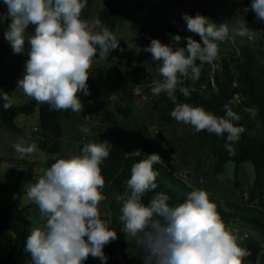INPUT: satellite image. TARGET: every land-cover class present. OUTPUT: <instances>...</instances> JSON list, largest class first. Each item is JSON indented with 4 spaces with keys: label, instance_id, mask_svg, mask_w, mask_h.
Masks as SVG:
<instances>
[{
    "label": "clouds",
    "instance_id": "obj_1",
    "mask_svg": "<svg viewBox=\"0 0 264 264\" xmlns=\"http://www.w3.org/2000/svg\"><path fill=\"white\" fill-rule=\"evenodd\" d=\"M3 2L11 17L5 39L16 54L25 51L26 42L28 46L25 72L17 87L35 102L49 105L50 110L81 112L84 105L79 93L89 95L87 81L95 58L118 49L117 37L100 20L81 18L88 0ZM251 9L257 20L264 21V0H252ZM6 18L0 16V22ZM183 19L187 30L199 35L201 41L189 36L186 47H182L181 37L175 35L173 47L159 39L151 40L143 51L151 53L152 62H158L157 72L162 77L152 80L151 93H166L175 105L171 117L197 133L226 134L224 147L234 155V145L246 129L233 123L240 117L229 104L224 105V116H217L202 106L178 102L175 93L178 89L187 100L194 89L178 88L183 83L181 78L195 82L203 64L215 66L220 43L237 37L252 40L256 31L242 16L220 24L200 14H184ZM29 26H34V32L27 35ZM145 66L148 68L147 63ZM2 99L4 110L13 106L8 93H3ZM81 131L91 134L83 125ZM13 147L21 159L36 149L35 144L24 146L23 141ZM110 147L107 141L88 142L79 155L53 157L55 162L43 175L25 186L27 198L38 205L44 220L42 227H33L26 237L24 251L30 255L31 264H83L89 256L107 264L103 248L117 239V233L101 218L99 205L106 199L101 165L109 157ZM157 163H161L158 153L134 163L124 192L114 197L120 204L122 232L141 250L142 264H244L250 252L226 226L206 190L190 191L185 201L175 206L162 192L147 204L143 202L145 194L158 186L159 173L153 168Z\"/></svg>",
    "mask_w": 264,
    "mask_h": 264
},
{
    "label": "trees",
    "instance_id": "obj_2",
    "mask_svg": "<svg viewBox=\"0 0 264 264\" xmlns=\"http://www.w3.org/2000/svg\"><path fill=\"white\" fill-rule=\"evenodd\" d=\"M103 1L104 6L98 13V20L101 25L107 27L111 32L114 31L122 22H131L132 29L135 31V37L132 40L140 42L139 63L132 69L119 72L114 76V82L118 93H126L142 84L143 65L145 59L151 56V53L143 51L150 45L152 39H159L164 44H170L175 47L173 37L179 35L181 41L179 46L186 47L187 41L182 38L183 33L190 32L183 19V15H176L172 19L165 16L171 5L168 2H161L155 5L143 23H138L136 15L142 11V5H134L130 0H88L86 8L82 14L85 19L90 18V13L97 2ZM3 14V15H2ZM0 16L7 17L5 24L0 28V60L6 57L16 55L13 52L10 43L5 39V33L9 29L11 17L8 16V8L3 0H0ZM251 19L256 18L255 12L251 14ZM4 21V20H3ZM0 22V25L3 23ZM34 26H29L27 35L33 34ZM264 38V35H263ZM200 41V40H196ZM124 45L120 44L117 50L112 52V56L121 51ZM98 56V55H97ZM256 61L264 63V47L257 52L253 51L249 45L240 47L239 53H223L220 56V71L215 73L213 79L208 82L206 91L201 92L193 85L191 79L186 80L178 86L194 89L190 97L185 100L177 89L175 93L178 102L189 103L193 106H202L207 111L217 116H224V105L227 103L237 114V102L246 109L255 111V118L263 128V134L253 135L243 119L233 121L237 126H243L246 131L241 135L238 142L235 143V154L230 155L225 149V136H217L214 133L195 130L190 136L198 143L206 144L211 157L214 158L213 175H219L224 172L229 162L236 164V174L240 166L250 162L255 169L254 190L264 192V98L260 92L264 91V72L259 76V66ZM155 64L157 62H154ZM79 98L84 105L83 110L87 113H93L95 107L79 94ZM3 102L0 101V120L4 128L12 132L19 130L15 126V119L19 115H32L36 109L40 111L41 128L44 131L47 151L49 154H57L61 149V140L63 138L62 121L72 118V110L53 111L49 105L39 104L31 101L28 104L11 107L4 110ZM153 111L157 113L158 122L161 125L168 126L174 118L171 117V111L175 105L167 98L166 93H161L156 99L152 100ZM90 142L100 143L102 141L93 139ZM110 147V155L101 165L102 175L105 178V188L122 194L126 187V180L130 178L131 167L134 163L140 162L149 155L145 150H139V154L130 152L129 148L119 141H107ZM162 159V157H161ZM55 161L49 162L50 167ZM155 171L159 173L156 183L157 188L148 192L142 198L147 204L156 193H165L170 197V205H178L185 201L188 186L179 180L164 164L157 163L153 165ZM180 189L182 191H178ZM29 207H22L19 199L11 200L6 205H0V233L5 231L12 232L16 237L14 249L2 260L0 264H31V257L24 251L25 241L30 230L34 227L27 218ZM221 217L232 224L240 223L244 227H249L253 231L264 235V220L258 217L241 216L219 208ZM244 241V247L250 252V255L244 260V264H264V249L258 241L249 238L240 239V244ZM106 251L115 256L117 245L109 243L106 245ZM138 253L134 256H125L126 264H142V252L136 246Z\"/></svg>",
    "mask_w": 264,
    "mask_h": 264
},
{
    "label": "crops",
    "instance_id": "obj_3",
    "mask_svg": "<svg viewBox=\"0 0 264 264\" xmlns=\"http://www.w3.org/2000/svg\"><path fill=\"white\" fill-rule=\"evenodd\" d=\"M161 2H168L171 5V10L165 13V16L168 19H172L176 15L181 14H187L193 17L197 14H202V16L209 18V15H212L216 11V9H218L224 17L223 22L231 21L232 18L238 17L236 15L237 11H240V16L245 19L244 13L246 11H249V6H251L252 4V0H145L141 4L143 6L141 13L136 15L135 18L137 19L140 16L143 19L142 23L145 22V20L150 15L153 7ZM188 3L192 4L195 7V10L192 13H189L185 9L181 8L182 4ZM147 6V11H145L146 8L144 9V7ZM92 10L90 13V18L88 19L89 22L95 21V15H93ZM81 18L85 19V15L82 14ZM246 23L248 27L256 31L254 39L248 40L246 38L237 37L234 41L229 39L225 42L220 43V51L218 58L213 62L215 66L207 63L203 64L201 68L200 78L195 82L193 81V85L199 91L205 92L208 82L213 79L216 72L218 73L220 71L221 54H238L240 47L244 45H249L251 49L255 52L264 47V27L260 24V21L255 18L252 19L251 22ZM96 30L98 31L99 29ZM27 52L28 46L26 42L25 51L23 53L16 54L11 57H6L0 60V65L2 66V69L4 71V73L2 74L4 75L3 78L10 77L13 71L18 72L20 79L23 77V75H21V71L22 68L25 67L26 61L28 59ZM116 54L117 52L113 55V57ZM139 56V50H134L131 59L127 60L129 61L130 69L134 68L139 63ZM100 59L101 57L99 55L95 58V61L89 73L90 75L87 81L89 95L85 96L82 92L79 93L84 97L85 100H87L90 104L95 107V110L93 113H87L82 110L78 114H80L82 118L84 116H92L94 120H96L97 118L98 121H95L94 125H99L98 127L100 131L98 132L97 129L94 134H91V138L93 137L100 141H119L120 143L125 144L129 148V146L136 144L132 136L133 133L136 134L135 129H133L134 124L130 123V126L132 128H130V130H127V133H129L130 135L128 136V140H126L123 135L118 133L119 126L116 123V121H118V116L131 117L130 121L134 122L138 120L143 121L144 117H146L149 121L155 119V122H158V116H156L157 113L153 111V109H151L149 105H147L148 103L141 104L139 100L135 98H129L128 93H131L132 90L126 93H118L114 82V76L115 74L124 71H118V65H116V67L114 68L107 66L103 64ZM125 60L126 58L124 57L123 61ZM256 62L259 66V76H261L262 72H264V63H262L261 61ZM147 64L148 68L145 66V61L142 63V75H146L150 80L162 79V77H160L157 72L158 62L155 64L151 60ZM181 79L183 80V82L186 80V78ZM145 88L147 89V92L145 91L146 98L148 97L147 99H149L150 96L152 100L158 97L154 96L151 93V86L148 88L146 86L144 87V89ZM123 94H127V96H123ZM260 94L264 98V93L260 92ZM237 105L241 104L237 102ZM143 107L147 112L146 116L145 112L143 114V111H139L138 109H142ZM249 110L242 107L239 110V116L242 118L244 115H255L254 110L251 109V112ZM74 116L75 113L72 112V118L70 120L62 121V127L63 122L72 121L74 119ZM245 116L243 118H245ZM83 120L84 124L82 125L88 128V126H86L88 125L87 122L84 118ZM104 120L107 121L104 122ZM148 120L144 125V129L140 130L144 131L147 134L152 133L151 131H153V128L155 126V123H149ZM136 124L139 125L138 122ZM15 126L19 130L18 132L9 131L2 126L0 120V205L4 206L11 200L19 199L22 207L30 208L27 212V218L31 222V220L29 219L31 215V210L34 207L38 206L27 198L26 193L24 191V179H29L28 182L31 180L32 182L30 183H34L36 178L38 179L41 175H43L44 171L49 167L48 163L54 161L53 157L59 159L68 158L71 155H79L83 146L88 142L79 144L78 141L75 139L77 134L81 132V128L75 131L69 137H67V139L63 127V138L61 140V149L59 153L49 154L47 151L48 147L46 144L45 134L41 128V118L39 109H36V111L30 116L19 115L15 119ZM21 141L24 142V146H28L30 144L36 145L35 151L32 154L24 156L22 159L18 157L13 147L16 143ZM160 156L162 157L161 163L164 164L163 154H160ZM102 192L106 196V199L102 201L99 205L101 218L108 221L110 229L117 233V239L110 243H114L117 245L118 248L115 257L119 259L118 263H114L111 261V259L107 257V264H126L125 261H121V258H124L125 256L136 255L138 253L136 249V244L131 238H126V235L122 232L123 224L119 220V216L121 214L120 204L114 198L117 192L112 191L108 188L103 189ZM33 226L36 227L34 224ZM15 245L16 237L12 232L5 231L0 233V260L4 259L14 249ZM106 249L107 248L105 245V247L103 248L104 254ZM83 264H103V262L99 258L89 256L88 259L83 262Z\"/></svg>",
    "mask_w": 264,
    "mask_h": 264
},
{
    "label": "rangeland",
    "instance_id": "obj_4",
    "mask_svg": "<svg viewBox=\"0 0 264 264\" xmlns=\"http://www.w3.org/2000/svg\"><path fill=\"white\" fill-rule=\"evenodd\" d=\"M144 1L145 0H131V3L134 5H141ZM103 6L104 2L100 1L97 2L96 5L93 7L92 13L93 15H95L94 20L98 18V11ZM147 8L148 6L144 7L145 11H147ZM181 8L185 9L189 13H192L195 10V7L189 3L182 4ZM253 12L254 11H252L251 6H249V11H246L244 13L246 22L252 21L250 16ZM137 19L138 23H142L143 19L140 16ZM209 19L215 22L216 24H220L223 22L224 17L221 12L216 9V11L212 15H209ZM260 24L264 27V21H260ZM112 33L119 40V45H124L123 51H118L117 54L113 57V51L110 50L109 55L105 54L104 57L100 60L103 64L113 68L118 65V71H128L130 67L129 61L127 60L131 59L134 50L138 51L140 49V42L132 40V38L135 37V31L132 29L131 22L120 23L118 27L114 31H112ZM189 36H191L194 40L201 41V37L192 32L183 33L182 38L185 39ZM124 57L126 58L125 61H123ZM151 60L152 56H149L145 59V63H149ZM24 72L25 67L22 68L21 75H23ZM3 73L4 71L2 69V66L0 65L1 102H5L2 99L3 93L9 94L10 98L13 101L12 107L25 105L30 103L31 101H34L31 98L25 96L23 94L22 89H19L17 87L18 81L20 80V76L17 71H13L10 77L5 78H3ZM151 82L152 80H150L146 75H142V84L140 88H142L143 91H132L131 93H128L129 98H135L139 100L141 104L148 103L147 105H149L152 109L151 96L149 99H147V89H144V87L146 86L147 88L150 87L151 84L149 83ZM262 92L264 93V91ZM123 96H127V94H123ZM241 108V105L236 106V111L238 112L237 115H240L239 110ZM138 109L139 111L142 110L143 114L145 112L146 116L147 112L145 111L144 107L142 109ZM249 111L251 112V109ZM74 113L75 116L72 121L63 122L64 133L66 138L81 128L80 125L84 124L83 118L87 122L88 125L86 126H88V128L90 129L91 134H94L97 129L98 132L100 131L98 127L99 125H94V122L98 121L97 118L96 120H94L92 116H84L82 118L81 115L77 112ZM77 115L80 118H78ZM243 117L240 118L245 119L244 121L247 123V126L253 135L260 136L263 134V128L261 124L256 120L255 115L250 114L246 115L245 118ZM130 119L131 117L118 116V121H116L117 125L119 126L118 133L123 135L126 140H128V136L130 135L129 133H127V130H130V128H132L130 126V123L134 124L133 129H135L136 134L133 133L132 136L136 144L129 146L130 152L135 153L139 150H145L149 154H163V163L171 170V172L175 176H179L184 179L183 182L188 186L190 191L194 189H204L210 194V199L217 204V208L241 216L258 217L264 220V192L261 193L259 190H254L255 169L252 163L247 162L242 164L238 170V174H236V164L234 162H229L226 165L223 173L219 175H213L212 170L215 160L213 157H211L208 146L206 144L198 143L197 140L191 139L190 136L194 132L193 127L187 124L179 123L175 119L168 126H164L161 125L159 122H155V119L149 121L146 117H144L143 121L138 120L134 122L130 121ZM147 120L149 121V123H155L153 131H151L152 133L148 134L144 131H140L144 129V125L146 124ZM106 121L107 120H104V122ZM137 122L139 123V125L136 124ZM91 134L86 135L83 131H81L79 134H77L75 139L78 141L79 144L90 142L91 140L95 139L93 137L91 138ZM28 180L29 179H24V186L32 182L31 180L28 182ZM177 190L182 191L180 189ZM190 191L187 192L189 193ZM29 219L36 227H42L44 224V220L40 216L38 207H34L31 210V215ZM222 219L225 222L226 226L231 228L234 233L239 237V239L243 240L249 238L251 240L258 241L259 243H261L264 249V235L253 231L247 226L244 227L240 223L232 224L226 221L224 218ZM243 244L244 241L241 245L244 246Z\"/></svg>",
    "mask_w": 264,
    "mask_h": 264
},
{
    "label": "built area",
    "instance_id": "obj_5",
    "mask_svg": "<svg viewBox=\"0 0 264 264\" xmlns=\"http://www.w3.org/2000/svg\"><path fill=\"white\" fill-rule=\"evenodd\" d=\"M200 15H202V14H200ZM236 15L237 16H240L241 15V13H240V11H237L236 12ZM259 31H261V30H259ZM141 87V86H140ZM140 87H137V88H135V89H133L132 91L134 92V91H136V90H140V91H143V89L142 88H140ZM140 94V93H139ZM179 180H182V182H183V178L182 177H179V176H176ZM105 255H106V257H108L109 259H111V261L112 262H114V263H118V258H116L115 256L113 257V256H111L107 251H105ZM121 261H124V258H121Z\"/></svg>",
    "mask_w": 264,
    "mask_h": 264
},
{
    "label": "water",
    "instance_id": "obj_6",
    "mask_svg": "<svg viewBox=\"0 0 264 264\" xmlns=\"http://www.w3.org/2000/svg\"><path fill=\"white\" fill-rule=\"evenodd\" d=\"M2 15H3V14H2ZM230 19H231V18H230ZM232 19H233V18H232ZM5 22H6V21H5V19H4L3 23L0 25V28L4 26ZM13 264H15V262H14Z\"/></svg>",
    "mask_w": 264,
    "mask_h": 264
}]
</instances>
